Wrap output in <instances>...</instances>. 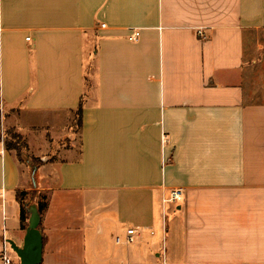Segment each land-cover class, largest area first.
Instances as JSON below:
<instances>
[{"label": "crops", "instance_id": "1", "mask_svg": "<svg viewBox=\"0 0 264 264\" xmlns=\"http://www.w3.org/2000/svg\"><path fill=\"white\" fill-rule=\"evenodd\" d=\"M0 129V264L36 188L41 264H264V0H0Z\"/></svg>", "mask_w": 264, "mask_h": 264}, {"label": "rangeland", "instance_id": "2", "mask_svg": "<svg viewBox=\"0 0 264 264\" xmlns=\"http://www.w3.org/2000/svg\"><path fill=\"white\" fill-rule=\"evenodd\" d=\"M260 35V38L262 36V34H258ZM260 40V39H259ZM75 134L77 136V131H78V127L75 126ZM53 134L58 135L60 132V128L59 127H54L52 129ZM16 135H18V133L16 131L13 130H9L8 132H4L0 129V140H4V145L6 147V143L8 141H13L15 146L17 147L16 149H14L13 151H15L17 153V155H19V158L21 159V163L22 166L24 168V172L26 174H28L29 178H34L36 179L37 182V187L39 188V178H41V173L38 171V166L44 164V162L42 161V159H38V158H34L33 156H31V154L27 151L26 146L24 145L25 143L23 142V140H18L17 138H14ZM41 136V137H40ZM58 138V136H56ZM36 140L33 141V147L34 149H36L37 151H44L46 149V144L44 141V138H42V135H38L37 137H35ZM70 140H66L65 142H62L63 144H69ZM59 142H56L55 144H53V147L56 148L58 147ZM55 152L54 149L52 151L49 152L48 154V158L50 159V157H54ZM37 168V169H36ZM49 196L48 190H40V189H32L31 191H29V195H28V199L30 200V205L33 203H37V201L39 199L46 201L47 197ZM144 228V227H143ZM112 246L115 247L116 249L118 248H124V246L122 245H118L115 246L112 243ZM130 246H134V245H130ZM131 248V247H130ZM10 256L15 260V262H18V258L16 256V254L10 250Z\"/></svg>", "mask_w": 264, "mask_h": 264}, {"label": "water", "instance_id": "3", "mask_svg": "<svg viewBox=\"0 0 264 264\" xmlns=\"http://www.w3.org/2000/svg\"><path fill=\"white\" fill-rule=\"evenodd\" d=\"M68 138L76 139L74 127L70 129ZM30 216L24 236L23 244H17L13 239H8L13 252L20 260V264H41L43 255V234L39 229L40 214L35 204L29 206Z\"/></svg>", "mask_w": 264, "mask_h": 264}, {"label": "built area", "instance_id": "4", "mask_svg": "<svg viewBox=\"0 0 264 264\" xmlns=\"http://www.w3.org/2000/svg\"><path fill=\"white\" fill-rule=\"evenodd\" d=\"M103 27L106 26V24H102ZM199 34H203L201 30H199ZM139 32L134 31L133 34H131L130 39L136 40L138 39ZM0 155H2L5 152V145H4V140H0ZM185 196V189L183 187H177L171 190L169 195L164 199L165 203H178L180 202ZM142 229L140 226L136 227H129L127 228V238L126 242H132L134 240V235L138 234L139 231ZM118 241L120 239L118 238ZM10 250H12L10 243L8 242L7 237L4 235L3 239V247H2V260L3 264H20V260L18 258V262H15V260L10 256ZM13 251V250H12Z\"/></svg>", "mask_w": 264, "mask_h": 264}, {"label": "trees", "instance_id": "5", "mask_svg": "<svg viewBox=\"0 0 264 264\" xmlns=\"http://www.w3.org/2000/svg\"><path fill=\"white\" fill-rule=\"evenodd\" d=\"M76 113H77V115L79 117L78 123H81L82 113H83V101H82V99H81V101L79 103V106H78V109H77ZM14 138H17L18 140H23V142L25 143L24 145L26 146V141L20 135H16ZM6 148H9V149L14 148V149H16L17 147L15 146L13 141H8L6 143ZM18 157H19V155H18ZM28 195H29V192L20 191V190L16 194L17 200L21 204L20 220H21V227L23 229L27 228L28 219H29V216H30V211L28 209L29 206H30V200L28 199ZM36 204H37L38 211H39V214H40V217H41L40 223H39V229L42 232V222H43V218H44V213H45V211H46V209L48 207V197H47L46 201H43V200L39 199ZM46 241H47V237H46V235L43 234V242L46 243Z\"/></svg>", "mask_w": 264, "mask_h": 264}]
</instances>
